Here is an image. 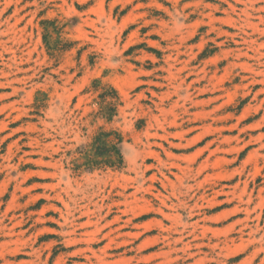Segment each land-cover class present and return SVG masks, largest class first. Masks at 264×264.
Here are the masks:
<instances>
[{
    "label": "rangeland",
    "instance_id": "1",
    "mask_svg": "<svg viewBox=\"0 0 264 264\" xmlns=\"http://www.w3.org/2000/svg\"><path fill=\"white\" fill-rule=\"evenodd\" d=\"M0 264H264V0H0Z\"/></svg>",
    "mask_w": 264,
    "mask_h": 264
},
{
    "label": "trees",
    "instance_id": "2",
    "mask_svg": "<svg viewBox=\"0 0 264 264\" xmlns=\"http://www.w3.org/2000/svg\"><path fill=\"white\" fill-rule=\"evenodd\" d=\"M114 150H115V153H116V155L118 156V158H120V159H121V156H120V153H119V151H118L116 148H114Z\"/></svg>",
    "mask_w": 264,
    "mask_h": 264
}]
</instances>
